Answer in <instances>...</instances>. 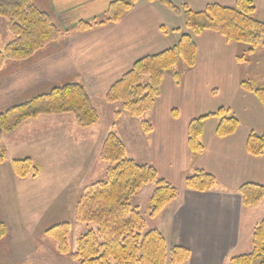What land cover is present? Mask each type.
Listing matches in <instances>:
<instances>
[{"label":"crops","instance_id":"crops-1","mask_svg":"<svg viewBox=\"0 0 264 264\" xmlns=\"http://www.w3.org/2000/svg\"><path fill=\"white\" fill-rule=\"evenodd\" d=\"M47 1L45 9L60 17L63 26L73 29L79 21L102 20L109 4L116 0ZM168 1L177 8L186 7L199 13L209 5L233 7L237 0ZM250 1L255 6L254 19L264 24V0ZM183 34H190V31L185 27L182 14H175L157 3L141 1L113 24L86 32L72 31L68 38L55 42L51 52H43L41 57L37 55L28 63L6 64L0 72V110L64 83L82 85L96 110L97 105L104 111L109 110L113 105L103 100L108 88L136 61L171 48ZM193 41L195 66L186 69L179 63L177 70L181 77L178 82L171 73L164 75L159 96L144 119L151 125V132L143 136L133 131L139 127V120L125 113L114 119L113 129L117 124L122 126L120 135L115 134L123 143L129 140L130 151L135 149L133 154L129 153L130 159L138 160V164L147 161L159 177L177 189L176 199L151 219L150 229L163 236L168 248L179 247L189 252V260L183 264H224L229 257L244 255L248 246L242 245L243 236L249 235L252 240L254 227L264 219L263 203L243 207L237 193L245 184L264 186V152L254 157L245 149L250 133H264V107L241 86L242 82H249L264 90V50L258 49L247 63H239L237 58L244 47L217 33L206 31L193 36ZM220 108L237 120L236 131L228 137H217V120L206 119L200 138L203 152L193 155L187 143L189 123ZM28 124L5 135L0 145L6 155L0 167V222L8 225L15 218L5 210L15 204L17 197L24 200L22 193L31 185L39 184L41 177L43 159L41 154L35 153L33 145L29 148L26 139L31 134L36 138L40 134L42 138L47 137L44 132H34L38 124L55 128L50 135L61 138V127L71 126L72 121L41 119ZM70 132L63 137L71 142ZM140 149L148 152L145 162L139 158ZM23 158H30L39 167L36 179L20 181L14 177L11 162ZM197 170L215 178L217 185L213 191L199 193L184 188V178ZM145 188H149L151 194L153 188ZM246 215L253 218L244 221ZM1 244L0 249L3 248ZM34 246L27 241L19 248L11 245L10 251L4 254L6 262L0 259V264H30L33 260L29 255Z\"/></svg>","mask_w":264,"mask_h":264},{"label":"trees","instance_id":"trees-1","mask_svg":"<svg viewBox=\"0 0 264 264\" xmlns=\"http://www.w3.org/2000/svg\"><path fill=\"white\" fill-rule=\"evenodd\" d=\"M141 1L160 4L175 14H182L190 34H183L171 48L136 61L130 70L108 88L104 102L119 104L120 110L114 119L126 112L131 119L139 120L143 133L151 132V125L141 118L153 108L159 96L161 82L166 73H171L175 82L181 74L179 63L192 69L196 62V47L193 36L211 31L227 41L244 47L237 58L247 63L258 49L264 50V24L254 19L255 6L250 0H237L233 7L209 5L199 13L186 7L177 8L168 0H116L109 4L105 17L100 21H79L75 28L86 32L92 28L117 22L126 12ZM0 18L6 21L11 35L0 51V72L6 64L28 63L48 44L57 42L66 31L55 22L52 15L38 8L33 0H0ZM241 86L251 92L264 107V90L249 82ZM69 115L82 130L99 122L97 110L85 88L77 83H64L48 91L16 103L0 112V145L2 137L15 132L28 120ZM217 120L215 134L224 138L231 136L238 122L226 109L192 120L188 126L187 143L193 155L203 152L202 126L206 119ZM114 125H112L113 128ZM246 152L259 157L264 152V133H250L245 143ZM6 155L0 146V166ZM99 159L106 166L105 178L86 187L74 208V220L92 224L89 230L76 241L71 252L69 237L71 225L56 224L45 230V235L55 244L56 254L69 257L76 264H183L189 260V252L183 248H168L163 236L155 229H146V220L131 201L143 187L153 188L148 199V218H156L177 197V189L159 177L157 171L145 164H138L127 157L123 141L114 132H109L102 142ZM13 175L19 179L39 175V167L30 158L11 162ZM217 182L203 170H197L183 180L187 190L199 193L213 191ZM243 207L263 203L264 186L245 184L238 191ZM7 227L0 222V241L6 236ZM251 252L230 257L225 264H264V219L254 229Z\"/></svg>","mask_w":264,"mask_h":264},{"label":"rangeland","instance_id":"rangeland-1","mask_svg":"<svg viewBox=\"0 0 264 264\" xmlns=\"http://www.w3.org/2000/svg\"><path fill=\"white\" fill-rule=\"evenodd\" d=\"M33 2L38 8H44L43 10L49 12L57 23V26L59 25L63 31H66L58 41L68 38L72 31H77L75 27L71 29V27L67 28L66 26H63V22L60 20V17L55 15L50 10L45 9V6L48 4L47 0H33ZM11 39V35L7 31L6 21L0 18V51L3 50L4 46L10 42ZM54 45L55 42L48 44L44 49L36 54L35 57H37V55L41 57V53L43 52H51L50 48H53ZM38 94H41V91L31 95L30 97ZM22 101L23 100H19V102ZM119 107V104H114L109 110L104 111V108L97 105L99 122L96 126L86 130L79 129L74 124L73 118L69 115L31 119L23 123L17 129L19 130L22 126L27 125L28 123H37L41 121V119L58 120L62 122L69 120L72 121L71 126L68 124V126L66 125L61 127L60 130L63 136L67 135L66 132L71 131L72 143L68 139H64L63 136H61V138H53L50 133L56 129L44 124H41V126H38L39 124H35L37 127L35 126L36 128H34V132H44L47 135L46 138H42L41 134L38 138L31 134L30 137L26 139L25 142L29 143V148L31 149L33 145L35 153L39 155L41 154V160L43 159L41 161V177L38 180L39 184L36 183L33 187L31 185L27 188L25 193H22L21 196H23L24 200H20L19 197H17L15 204L11 206L9 205V207L5 210V212H7L10 216L12 215L15 220H13V223L11 221L9 225L2 222L7 227V234L0 241V243H2L1 245H3V248L0 249V259L3 263L6 262L4 254H6V251H10L11 245H15L19 248V245L27 241L35 245L33 251H31V255H29V257L32 256L31 260H33L30 261V264H76V262L72 261L69 257L58 256L55 251L54 242L48 238L44 232L47 228L56 224L65 222L69 223L71 225L69 245L71 252H74L76 249V241L80 238V236L89 230H95V226L92 224H81L74 220V208L82 191L86 187L102 181L105 178L106 166L100 161L99 152L104 140L103 138L107 133L118 132L117 134L120 135V130H122L121 125L117 126V124L115 129L112 128V125L115 124L113 118L114 111L120 110ZM6 108L0 110V112ZM141 119L144 120L145 116ZM134 130L143 134L138 126L137 129L134 128L133 131ZM124 141L126 146L125 148L127 150V157L130 158V154H133L135 149L133 148L130 151V148H132L131 143H129V140ZM75 143L77 144L75 145ZM137 144L139 147L142 146V143ZM38 145H41V148L37 147ZM139 158L145 162L146 158H148V152L146 153V151L140 149ZM146 163L141 164L148 165ZM3 164L1 166H3ZM37 177L32 178L28 176L24 179L15 178L21 181L32 180ZM149 197V188L143 187L137 196L131 201V206L136 207L143 218H145L146 229H150L149 223L151 221V219L148 218ZM252 218L253 217L246 215L244 221L251 220ZM243 225H245V222H243ZM243 237L245 240H242V245L248 246V250L244 251V254H248L252 249L251 239L249 235ZM27 257L28 256H26L25 259Z\"/></svg>","mask_w":264,"mask_h":264}]
</instances>
